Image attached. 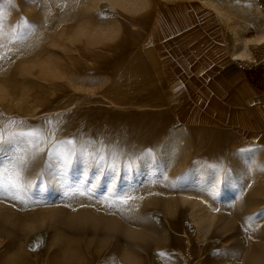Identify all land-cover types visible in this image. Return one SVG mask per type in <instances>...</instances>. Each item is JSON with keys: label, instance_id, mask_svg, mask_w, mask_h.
Masks as SVG:
<instances>
[{"label": "rangeland", "instance_id": "rangeland-1", "mask_svg": "<svg viewBox=\"0 0 264 264\" xmlns=\"http://www.w3.org/2000/svg\"><path fill=\"white\" fill-rule=\"evenodd\" d=\"M166 3L153 0L149 11L131 14L105 0H0L9 40L6 63L0 60V112L32 124L52 117L58 139L102 136L136 156L152 154L134 171L122 159L115 178L79 161L54 178L49 161L58 157L38 156L26 172L31 199H0V264L10 252L17 264H203L207 228L206 261L213 263L223 256L212 235L219 212H246L232 231L242 240L254 231L264 243V151L190 131L167 103L147 42ZM79 28L86 37L73 40ZM44 60L66 63L65 73L75 67L77 75L44 79L35 66ZM198 206L211 212L205 225L193 218Z\"/></svg>", "mask_w": 264, "mask_h": 264}, {"label": "crops", "instance_id": "crops-1", "mask_svg": "<svg viewBox=\"0 0 264 264\" xmlns=\"http://www.w3.org/2000/svg\"><path fill=\"white\" fill-rule=\"evenodd\" d=\"M263 2L179 0L156 10L152 47L167 103L184 128L242 144L264 142V72L241 69L235 61L248 60L264 43ZM254 146L264 150V143Z\"/></svg>", "mask_w": 264, "mask_h": 264}, {"label": "snow or ice", "instance_id": "snow-or-ice-1", "mask_svg": "<svg viewBox=\"0 0 264 264\" xmlns=\"http://www.w3.org/2000/svg\"><path fill=\"white\" fill-rule=\"evenodd\" d=\"M98 15L100 18H106L103 13ZM4 36V25L0 22V49L6 47ZM6 55L7 52L0 51V60ZM58 125L59 121L54 122L52 117H45L42 121L32 124L22 118L6 117L0 112V156L4 157L3 163H0V199L6 198L21 204L25 203L26 199H31L29 192L34 185L26 176V172L30 164L42 155L58 157L49 161L50 167L56 170L54 178L62 176L64 170L77 161L89 168H96L98 175L105 174L106 170L110 171L113 178L122 159L125 171H134L140 163L151 162L145 161V155H152L150 151L136 156L128 153L118 140L109 141L102 136L58 139ZM128 199L121 202L127 203ZM159 255L163 256L165 253Z\"/></svg>", "mask_w": 264, "mask_h": 264}, {"label": "bare ground", "instance_id": "bare-ground-1", "mask_svg": "<svg viewBox=\"0 0 264 264\" xmlns=\"http://www.w3.org/2000/svg\"><path fill=\"white\" fill-rule=\"evenodd\" d=\"M98 1H102V0H98ZM105 1L109 3L112 9L121 8L124 11L129 12L131 14L144 13L149 11L153 7V0H105ZM163 1L173 2L179 0H163ZM189 1H205V0H189ZM88 11H90L89 8ZM77 30H75V33H78V35H73L72 37L73 40L78 39L80 36L86 37L83 28H79ZM3 42L7 46L9 42L7 32H5ZM147 42H148V46L150 45V48L152 50V55H154V57L157 59V55L152 47L153 42L151 39L150 30L147 32ZM5 50L6 47L4 49H0V51H5ZM7 58H8V54L3 59L4 63H6ZM35 66L41 69L42 77L50 81L60 79L62 78L61 76L65 77V76H69L70 74L73 75V72L74 73L76 72L75 74L77 75V71L75 67L71 69H67L68 72L65 73L66 70L64 71L63 67L66 66V63L62 64L60 62H56L53 60H44L39 62L38 64H35ZM263 143H264L263 140L256 139L252 145L253 146L261 145ZM238 174H240L239 176L241 177H248L250 179L249 174L247 175L246 173H244L245 175L242 176L240 171ZM192 213H193V218L198 225H205V223L208 220L210 221V217L208 213L211 214V212L208 211V209L205 207L203 208L200 206H198L197 208L194 207ZM226 213L219 212L211 217L212 221L215 220L213 226L214 231L212 235H214V237L217 239V242H220L222 246L223 256L221 257V259L216 260L213 263H207L206 259L208 257L207 255L208 248L206 247V245L208 241L206 238L209 228H207L206 230L202 229L204 233L202 232L200 233V236L202 238L200 241L201 243H200L199 254L206 255L202 259L203 264H251L253 261L257 262L256 264H264V262L261 259L262 252L264 251V243L255 234V232L253 231L251 233H247L246 237L244 238L245 240H242L232 231V227L236 225L241 218L242 220H244L247 217L246 212L239 214H233L232 212H229L227 214ZM259 222H261L260 223L261 227H264V225H262L264 224V215L262 216ZM62 252L65 256H70L71 254L69 249L67 252L65 246H62ZM179 254L181 256L184 255L183 253H179ZM187 254L188 255L190 254L189 251H187ZM18 259L19 256L14 255V253L10 252L8 254L7 264H17Z\"/></svg>", "mask_w": 264, "mask_h": 264}, {"label": "built area", "instance_id": "built-area-1", "mask_svg": "<svg viewBox=\"0 0 264 264\" xmlns=\"http://www.w3.org/2000/svg\"><path fill=\"white\" fill-rule=\"evenodd\" d=\"M258 9L264 14V2L258 4ZM236 64L244 70L264 72V43L259 45L248 60L237 59Z\"/></svg>", "mask_w": 264, "mask_h": 264}, {"label": "trees", "instance_id": "trees-1", "mask_svg": "<svg viewBox=\"0 0 264 264\" xmlns=\"http://www.w3.org/2000/svg\"><path fill=\"white\" fill-rule=\"evenodd\" d=\"M252 81H253V83L256 84L258 87H260V84H259L256 80H253V79H252Z\"/></svg>", "mask_w": 264, "mask_h": 264}]
</instances>
